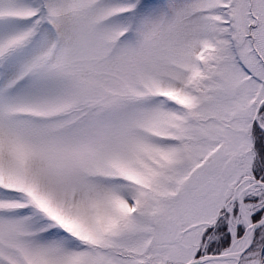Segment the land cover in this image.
<instances>
[{
    "label": "snow or ice",
    "instance_id": "6c2138e0",
    "mask_svg": "<svg viewBox=\"0 0 264 264\" xmlns=\"http://www.w3.org/2000/svg\"><path fill=\"white\" fill-rule=\"evenodd\" d=\"M0 264H264V0H0Z\"/></svg>",
    "mask_w": 264,
    "mask_h": 264
}]
</instances>
